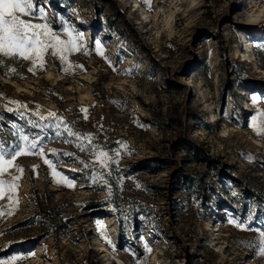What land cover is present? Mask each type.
Here are the masks:
<instances>
[{
    "label": "rangeland",
    "instance_id": "1",
    "mask_svg": "<svg viewBox=\"0 0 264 264\" xmlns=\"http://www.w3.org/2000/svg\"><path fill=\"white\" fill-rule=\"evenodd\" d=\"M45 15L79 50L43 67L0 54L5 160L43 149L0 175L17 178L0 259L264 264V0H47Z\"/></svg>",
    "mask_w": 264,
    "mask_h": 264
},
{
    "label": "snow or ice",
    "instance_id": "2",
    "mask_svg": "<svg viewBox=\"0 0 264 264\" xmlns=\"http://www.w3.org/2000/svg\"><path fill=\"white\" fill-rule=\"evenodd\" d=\"M46 4L47 0H0V54L3 57L31 61L34 65L39 61V66L43 67L44 54L49 50H51V55L59 56L61 60L65 59L66 51L79 50L72 39L61 40L59 35L53 32L47 24L33 22L36 19H47L45 15ZM64 31L68 32V29H64ZM68 34L71 36L70 32ZM28 70L33 71L34 69ZM8 111H12V109H8ZM49 115L54 116L55 114L49 113ZM260 131H264V129H260ZM22 139L27 141L28 137L24 136ZM27 147L29 151L25 152L23 148L17 146L11 151L9 158L5 160L6 153L0 146V175L8 172L9 166H14L13 162L17 157L33 154L32 149L43 155V149L39 148L36 140H33ZM100 156L106 157L107 154L101 152ZM44 162L51 166L50 161L45 160ZM53 172L57 174L55 169ZM15 179L17 178H13L11 181L0 179V197L5 194V186H7L8 193L15 190L17 187L14 182ZM8 198L11 200V195ZM261 251L264 254V249ZM23 258L13 255L7 259H0V264H13L14 261Z\"/></svg>",
    "mask_w": 264,
    "mask_h": 264
},
{
    "label": "trees",
    "instance_id": "3",
    "mask_svg": "<svg viewBox=\"0 0 264 264\" xmlns=\"http://www.w3.org/2000/svg\"><path fill=\"white\" fill-rule=\"evenodd\" d=\"M55 25V24H54ZM183 147L187 150L195 159L202 161L213 162L214 157H212L200 144L194 142L189 138L183 139ZM153 165L152 167H154ZM140 251L139 249H137Z\"/></svg>",
    "mask_w": 264,
    "mask_h": 264
}]
</instances>
